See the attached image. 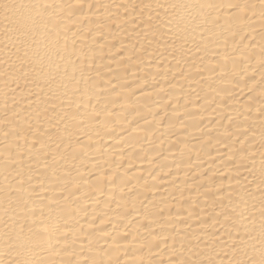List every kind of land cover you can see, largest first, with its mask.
Here are the masks:
<instances>
[{
	"label": "bare ground",
	"instance_id": "obj_1",
	"mask_svg": "<svg viewBox=\"0 0 264 264\" xmlns=\"http://www.w3.org/2000/svg\"><path fill=\"white\" fill-rule=\"evenodd\" d=\"M0 264H264V0H0Z\"/></svg>",
	"mask_w": 264,
	"mask_h": 264
}]
</instances>
